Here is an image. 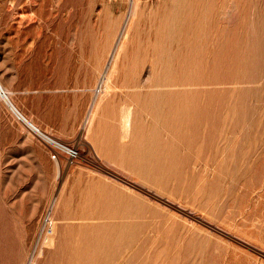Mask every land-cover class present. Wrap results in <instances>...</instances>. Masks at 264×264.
<instances>
[{"label": "rangeland", "instance_id": "1", "mask_svg": "<svg viewBox=\"0 0 264 264\" xmlns=\"http://www.w3.org/2000/svg\"><path fill=\"white\" fill-rule=\"evenodd\" d=\"M132 2L0 0V87L87 159L0 99V264H264V0Z\"/></svg>", "mask_w": 264, "mask_h": 264}, {"label": "bare ground", "instance_id": "2", "mask_svg": "<svg viewBox=\"0 0 264 264\" xmlns=\"http://www.w3.org/2000/svg\"><path fill=\"white\" fill-rule=\"evenodd\" d=\"M135 2V0H133V4H135L134 3ZM178 33V32H177ZM113 43H111V46L107 49V56H109V53L110 52H112V54H113V51H114V49L113 48H115V46H113L112 45ZM111 54V53H110ZM106 60V62H103L102 63V69L100 70V71H98V76H99V78H100V76L103 78L104 77V75H105V72L107 71V67L109 66V60H110V58L108 59V57L105 59ZM106 63V64H105ZM103 80V79H102ZM106 86L107 85H104V87H102V88H104V90L106 89ZM132 86V85H131ZM136 87V86H142V84L141 83H139V82H134L133 83V87ZM6 88V87H5ZM7 89V88H6ZM142 95H140V92H135V91H132V93H131V98L132 99H135V100H137V101H140V104L142 105V107L144 108V109H147V103H146V101L144 100V96L142 97V98H140ZM0 99L6 104V106L8 107V108H10V110H12V112H13V114L20 120V121H22L27 127H29L31 130H39L40 131V129H38L33 123H31L27 118H25L18 110H17V108L11 103V101H10V99H9V97L7 96V94H6V92H5V90L2 88V87H0ZM100 103V102H99ZM170 104V103H169ZM96 105V104H95ZM95 107V106H94ZM123 109V108H122ZM121 109V110H122ZM91 110V109H90ZM167 110V109H166ZM122 112V111H121ZM121 112H120V114H121ZM169 113V112H168ZM90 115H89V117H88V119L86 120L88 123L90 122V120H91V117H92V115H93V111L92 112H90L89 113ZM196 115V114H195ZM131 118H132V108H131V104L130 103H126L125 104V106H124V109H123V112H122V114H121V116H120V123H119V125H120V131H121V136H126L127 135V133L129 132V130H130V128H131ZM201 118V117H200ZM199 118V119H200ZM207 118V117H206ZM172 120H173V118H172ZM87 123V124H88ZM194 123V122H193ZM164 124V123H163ZM184 127H185V124H184ZM189 127V126H188ZM191 135H193V133L191 134ZM163 147V146H162ZM173 154V153H172ZM165 162V161H164ZM133 163V162H132ZM160 163V162H159ZM141 166V165H140ZM165 166V165H164ZM151 168H152V166H151ZM158 168V167H157ZM140 169H142V166L140 167ZM159 170V169H158ZM173 171V170H172ZM143 174V173H142ZM117 209V208H116ZM131 213V212H130ZM139 222V221H138ZM130 251V250H129ZM127 258H128V256H127ZM126 258V259H127ZM121 260V259H120ZM122 261V260H121Z\"/></svg>", "mask_w": 264, "mask_h": 264}, {"label": "built area", "instance_id": "3", "mask_svg": "<svg viewBox=\"0 0 264 264\" xmlns=\"http://www.w3.org/2000/svg\"><path fill=\"white\" fill-rule=\"evenodd\" d=\"M32 131L37 135V138L40 140V142L44 144L45 148L49 153L50 158L53 161L62 162L63 165L68 168L75 166L77 163H80L82 160L87 161V159H85V157L82 155L78 147L64 143L60 139L43 131H39V130H32ZM48 216H49V210L45 211V215L43 218L44 226L40 233L41 236L42 233H44L45 238L48 234H50L53 231V227L51 225H47ZM41 236H39L40 240L42 239ZM37 245L35 246V248L37 247Z\"/></svg>", "mask_w": 264, "mask_h": 264}]
</instances>
